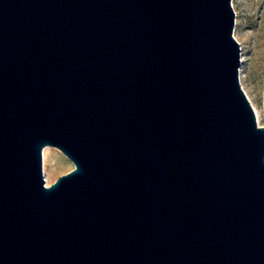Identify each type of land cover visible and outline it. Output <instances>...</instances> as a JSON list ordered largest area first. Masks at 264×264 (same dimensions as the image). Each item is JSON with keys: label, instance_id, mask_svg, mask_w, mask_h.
Masks as SVG:
<instances>
[{"label": "water", "instance_id": "water-1", "mask_svg": "<svg viewBox=\"0 0 264 264\" xmlns=\"http://www.w3.org/2000/svg\"><path fill=\"white\" fill-rule=\"evenodd\" d=\"M232 0H0V264H264V124ZM75 167L48 184L43 149Z\"/></svg>", "mask_w": 264, "mask_h": 264}, {"label": "rangeland", "instance_id": "rangeland-1", "mask_svg": "<svg viewBox=\"0 0 264 264\" xmlns=\"http://www.w3.org/2000/svg\"><path fill=\"white\" fill-rule=\"evenodd\" d=\"M236 12L234 35L241 46L240 82L260 110L264 124V0H232ZM46 153V182L75 167L73 160L56 145Z\"/></svg>", "mask_w": 264, "mask_h": 264}, {"label": "bare ground", "instance_id": "bare-ground-1", "mask_svg": "<svg viewBox=\"0 0 264 264\" xmlns=\"http://www.w3.org/2000/svg\"><path fill=\"white\" fill-rule=\"evenodd\" d=\"M255 111H256V115H257V119H258V123L262 125V118H261V113H260V110L255 106V104L253 103V101L251 100V98L249 97ZM53 145H46L43 149V155H44V168L46 169V153L48 151H51L52 150V147ZM63 152V151H62ZM64 153V152H63ZM65 154V153H64ZM66 155V154H65Z\"/></svg>", "mask_w": 264, "mask_h": 264}]
</instances>
